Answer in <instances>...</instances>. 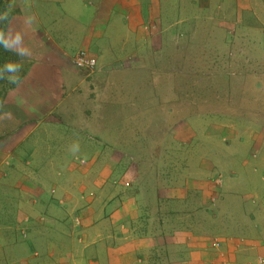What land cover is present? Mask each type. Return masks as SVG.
<instances>
[{
	"label": "crops",
	"instance_id": "0c3cea01",
	"mask_svg": "<svg viewBox=\"0 0 264 264\" xmlns=\"http://www.w3.org/2000/svg\"><path fill=\"white\" fill-rule=\"evenodd\" d=\"M178 2L198 10L213 4L12 0L11 35L6 38L21 31V45H12L11 51L25 46L30 55L18 61L22 83L8 90L0 105V264H264V210L252 204L254 194L245 196L242 210L235 212L223 203L225 185L216 193L214 180L197 175L192 180L194 174H189L183 186L177 185L175 175L161 168L162 160L144 161V168L129 156L118 158L123 149L112 143L109 150L115 154L102 159L101 145L70 125L68 109L63 110L71 96L68 87L84 80L61 43L74 34L50 28L64 17L57 16L59 9L79 4L85 16L92 13L88 19L80 14L70 19L84 23L83 46L75 53L88 48L96 59L91 44L104 40L103 30L114 15H128L135 24L157 17L165 21ZM28 16L33 17L30 27ZM128 29L138 41L147 40L140 30ZM77 146L88 156L81 158L85 164L70 154L79 152ZM202 164L206 167V161ZM197 193L200 199L190 197ZM207 197L217 199L212 204L219 202L221 213L203 207ZM22 245L29 249L24 254Z\"/></svg>",
	"mask_w": 264,
	"mask_h": 264
},
{
	"label": "rangeland",
	"instance_id": "374dc122",
	"mask_svg": "<svg viewBox=\"0 0 264 264\" xmlns=\"http://www.w3.org/2000/svg\"><path fill=\"white\" fill-rule=\"evenodd\" d=\"M218 1L213 0L204 10L189 5L185 9L182 2L177 3L181 9L170 7V10L175 9V14L170 12L166 16L161 41L160 37L149 41L151 36L147 34V42H140L125 27L123 32L116 33L113 23L110 26L113 33L108 34L111 42L105 39L91 44L90 50L98 59L93 72L81 71L73 63L79 51L75 52L83 46L84 38L80 35L84 23L81 26L70 19L77 14L88 19L86 16L92 13L85 16L81 5L72 4L58 10L57 16L64 17L50 28L74 34L75 38H64L61 43L84 82L80 85V81L75 80L73 87H68L71 95L68 101L76 100L78 95L82 97L81 106L86 109L91 106L87 102H91L93 95L100 103L96 115L99 118L92 124V131L85 135L99 137L91 136L102 147V159L115 154L109 150V145L115 138L120 141L118 133H124V121L128 120L129 124L133 121L137 127L145 129L143 135L149 141L146 146L152 147L141 159L134 157L142 166L144 161L158 159L164 163L165 159L172 162L178 157L181 160L172 163L169 170L165 163L161 167L169 171L168 175H175L177 185L183 186L185 175L194 174L192 180H198L197 175L212 180L210 182L214 180L216 187H220L217 180L222 177L224 204H229L235 212L241 211L243 198L254 194L252 204L263 211L264 0H241V4L240 0ZM175 16L178 19L173 21ZM75 68L72 67L74 71ZM74 87L79 92H72ZM159 100L178 101L180 104L174 109L188 107V114H181L188 115L189 131L178 126L179 121H185V116L179 114L180 118L170 119L163 115L171 104L165 105L166 112L157 109ZM124 111L130 113V117H124ZM96 116L91 117V121ZM130 131L131 126L128 134ZM218 135L227 143L222 144L220 138H216ZM150 138L156 141L153 143ZM180 140L185 141L182 144L186 147L191 142L190 146L194 145L195 149L179 154L176 151L182 149ZM213 148L214 151H210ZM165 149L172 150L166 152ZM203 150H207V154ZM70 154L73 160L77 157L82 164L86 163L88 156L83 151L74 154L70 150ZM120 154L126 155L125 152ZM202 156L206 158L201 160ZM204 161L206 167L202 164ZM173 169L175 174L171 172ZM218 205L213 203L211 210L221 213V205L220 208ZM218 218L223 220L222 216ZM20 250L24 254L29 249L22 245Z\"/></svg>",
	"mask_w": 264,
	"mask_h": 264
},
{
	"label": "trees",
	"instance_id": "16d2710c",
	"mask_svg": "<svg viewBox=\"0 0 264 264\" xmlns=\"http://www.w3.org/2000/svg\"><path fill=\"white\" fill-rule=\"evenodd\" d=\"M11 6H12V0H0V12L8 11L10 13V16H9L10 21H11V17L13 16L11 11H10ZM127 16L128 15H125L122 17L121 15H119L118 16L119 21H116L117 14L114 15V17L111 18V21L110 22L108 21L106 28H104V30H103L104 37H102V39H104V40L108 39L111 42L112 38L108 34L113 33V30H111V27H110L113 23L115 24L114 28H115L116 33H119V31L123 32L124 27L126 28L127 31L129 30L128 28L132 27L134 30H138V31L140 30L141 33L146 35V36H147V34H150L151 37L149 38V41L153 37H158V38L160 37L159 40L161 41L162 38L164 37L166 24L164 23L162 17L150 19L148 21V23L147 22H144V23L141 22V24H135L133 22L134 18H132L130 20V19H127ZM148 25H150V26H148ZM9 26H10V24L6 25L7 31H8ZM138 36L140 37V33H138ZM145 42H147V41H145ZM81 51H88V50L84 49ZM20 60H21V56H19L17 53H15L13 51H5L2 47H0V65H3L6 62H18ZM81 71H83V70H81ZM86 84H87V82H86ZM258 85H260V84H258ZM15 86L16 85L8 83L7 80H0V105L3 101V99L5 98L7 91L10 90L11 88H14ZM73 92L77 93V92H79V89L75 90ZM81 99H82V97L77 95L76 100L68 101V103H66L64 105L63 110L66 111V109H68V111H66L67 112L66 116H67V121L70 125L77 127L80 131H83L84 133L88 134L89 132L92 131V128H93V127H91L92 124L99 118L96 115L98 114V109H99L98 107H99L100 103L97 100H95V98L92 95L91 100H89L91 102H87V104L91 105V106L84 109V107L81 106V103H82ZM177 102H175L174 100H159L156 102V104L157 103L159 104V107L157 109H160L161 111H165V105L171 104L172 106H170L168 108L169 111H167V112L165 111L166 113L163 114V115H166L170 119L175 118V117L180 118L179 114H181V113L188 114L187 112L189 111V109L187 106H184V109H181V108L174 109V107H176L177 105L180 104V103L177 104ZM77 110H80V111L78 112ZM122 115L124 117H127V118L130 117V113L125 112V111L122 112ZM227 115H232V114H227ZM93 116H96V119L94 121H91L93 119H90V118ZM181 116L182 117L185 116V118H184L185 121H183L181 123L179 121L178 126L183 127L186 131H189V123L187 121L188 115H182L181 114ZM127 121L128 120H125L123 123L124 133L123 134L120 132L118 133V136L120 137V141H117V138H115V140H112V144H117L119 148L123 149L120 152H125L127 155L126 156V155L120 154V152L118 151V155L120 157H124V156L128 157L129 156L128 158H130V159H135V158L141 159V157H144L145 154H148L150 151H152L151 150L152 147L146 146L149 141L145 140L146 138L143 135V131L145 129L143 127H137V124L133 121H131V124L127 123ZM130 126H131V131H130V134H128ZM152 134H155V133L152 132ZM88 136H93V135H88ZM93 137L99 138L97 136H93ZM216 138H220L222 144L227 143V142H224L223 136L221 137L218 135V136H216ZM151 140L154 143V141H156V138H152ZM225 140H227V138H225ZM180 141L181 142H179V145L182 149H179L176 152H178L179 154L182 155L184 150H186L188 148L182 144L185 141H182V140H180ZM104 143H106V142H104ZM190 144H191V142H189V145ZM149 145H152V143ZM212 145H216V144H212ZM214 149L215 148H213L210 151H214ZM171 150L172 149H169V150L165 149L166 152H168V151L170 152ZM207 152H208L207 150H203V153L207 154ZM205 158L206 157L202 156L201 160H203ZM138 159H135V160L138 161ZM179 160H181V159H179L178 157H174L172 162H171V159H165L166 162H164V163H165V165L169 166V168H168V170H169L170 166H173L172 163H174L175 161L179 162ZM174 169H173V171H174ZM219 177H221V176L219 175L218 178ZM221 180H222L223 184H222V186L218 187L216 193H219L222 191L221 188L224 185V180L222 177H221ZM216 195L217 194H215V196ZM190 197L195 199V200H198V199H200V194L197 193L193 197L192 196H190ZM215 200H217V199L215 198L214 201ZM212 205H213L212 202L209 201L208 197H207V201H205L203 203V207L211 208Z\"/></svg>",
	"mask_w": 264,
	"mask_h": 264
},
{
	"label": "clouds",
	"instance_id": "9594fccd",
	"mask_svg": "<svg viewBox=\"0 0 264 264\" xmlns=\"http://www.w3.org/2000/svg\"><path fill=\"white\" fill-rule=\"evenodd\" d=\"M9 16L10 13L8 11L0 12V47L5 51H11L12 45H21L23 36L21 31H16L11 40L6 38L11 35V33L6 30V25L11 23ZM32 23L33 17H26L25 24L30 27ZM17 54L21 57L27 56L30 55V50L25 46L19 47ZM21 68L22 66L18 62H6L0 65V80H7L10 84L19 85L22 83V77L20 75ZM74 151H79V147L77 146Z\"/></svg>",
	"mask_w": 264,
	"mask_h": 264
},
{
	"label": "built area",
	"instance_id": "2783aa9c",
	"mask_svg": "<svg viewBox=\"0 0 264 264\" xmlns=\"http://www.w3.org/2000/svg\"><path fill=\"white\" fill-rule=\"evenodd\" d=\"M73 63L76 68L83 70V71H89L93 72L97 67V60L92 57L87 51H80L73 59ZM218 185L221 186L222 181L221 179L217 180ZM214 247L218 248L219 243H214Z\"/></svg>",
	"mask_w": 264,
	"mask_h": 264
},
{
	"label": "bare ground",
	"instance_id": "6f19581e",
	"mask_svg": "<svg viewBox=\"0 0 264 264\" xmlns=\"http://www.w3.org/2000/svg\"><path fill=\"white\" fill-rule=\"evenodd\" d=\"M97 65H98V64H97ZM96 69H97V68H96ZM96 69H95V70H96Z\"/></svg>",
	"mask_w": 264,
	"mask_h": 264
}]
</instances>
